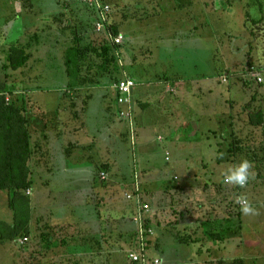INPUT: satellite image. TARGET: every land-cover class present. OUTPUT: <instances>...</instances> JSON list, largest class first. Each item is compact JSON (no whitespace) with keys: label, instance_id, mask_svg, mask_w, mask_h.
<instances>
[{"label":"rangeland","instance_id":"rangeland-1","mask_svg":"<svg viewBox=\"0 0 264 264\" xmlns=\"http://www.w3.org/2000/svg\"><path fill=\"white\" fill-rule=\"evenodd\" d=\"M175 1L178 0H173L172 2L164 1L163 5L166 12L156 11V13L154 12L156 16L150 15L148 18L142 19L141 21L138 19L132 23L120 26L121 33L126 35L125 43H123L124 60H122L121 56L120 64V71L122 72L121 77L123 78L127 75L135 79L138 83V89H143L145 86H148V90L154 91L149 85V80L152 78L151 75L155 73L162 75L165 70H167L169 74L180 73L182 77L199 76V74H197L198 71H202L209 76L206 77L204 82H195L191 84L192 86L188 85L189 82L186 81L188 84L182 86V88L177 85L178 80H172L170 85L173 90H163V94L159 98L162 102L159 103H157L158 95L155 94V92H150L147 97V101L150 103V109L145 111L149 119L142 125H139L134 118L135 145L131 142V128L129 122L122 121L118 118L119 109L116 103L115 92L108 88V85L111 83H109L106 78L102 79L98 87L95 88V92L102 91L104 94H107V98L104 101L113 112L112 115L114 118H118L119 122L117 123H120L119 125L122 126V134H124V136L123 139L122 137L116 136H112V138L105 137V131L101 130L99 127L100 121L96 123V115L100 113V108L97 105V107L90 112V118L94 121V125L91 126L92 130L89 129L84 133L85 138L83 139H96V150H100V153L103 154L105 158H108L105 150L111 148L112 143V159L117 155L120 161L125 162L121 163L122 171L129 174V176H116L115 178H109V180L111 179L113 183L114 181L120 182L119 185L128 182V185L134 184L135 186V184L138 183L140 186V193L144 196V201L149 203L151 207V211L147 214L148 217H154L153 221L151 219V223L155 222L158 218L163 220L165 217L167 221L172 220L173 217L176 219L180 218L179 212L175 215L173 214L174 208L182 210L180 206L178 207L173 204L172 198L175 195L174 190L180 186L178 185L179 182L183 183L187 175L196 170L187 172L188 169L186 165H190V169H194L195 167L203 168L205 165L204 168L215 171L214 175L210 178L213 181L209 179L206 183L200 181L197 184L201 188L202 185L206 184L208 188L213 189L208 193V199L211 200H213L212 197L221 195L220 199L222 201L225 199L224 202L233 203L236 197L242 193L248 196L259 214L242 215L243 244H241V247H238V255H242L241 258H243L244 264H264V168L262 170L263 176H259V169L257 167L259 161L264 164V123L259 126L256 123H251L249 119L250 113L262 110L264 114V86L260 87L259 83L253 80L251 82V79L248 80L250 78L248 74L243 73V71L237 72L238 70L235 69V64H241L238 62L240 58L236 55L238 49L237 45L242 41L241 37H244L243 39L248 46L253 38L247 33L248 26L251 27V23L248 22L246 18L245 6L248 5L250 12H253L252 15L258 18L260 17L258 13L260 11L257 10L259 1H261V4H264V0L205 1L204 5H209V7L206 6L207 13L205 17L206 24L208 23V25L205 26L204 33L202 34L205 40H200L199 38L187 39L189 36L182 35V40H187L184 43L182 52L189 53L192 51L191 48L194 49V45H200L199 47L205 49L204 55L206 59H208L206 61L207 64L196 68L194 64H190L189 60L190 58L192 59L190 56L187 57V59L172 57L169 63H166L167 69L160 66H156L155 69H152L151 62H154L157 57H161V54L159 55L158 50H156V42L153 38H150L153 36L152 32L155 33V31H159L158 25L162 23V25L165 24L168 27H173L178 23H184V25L189 26L191 24V19H188L189 17L186 15V10L182 8L176 10L170 9ZM0 3L4 5L7 4L6 1ZM45 3V1L40 2L42 5H45ZM118 12H116V16L121 18V13L118 14ZM0 13L4 14V16L0 17L1 47L19 37V33L13 30L11 31L12 26L10 30L7 25L4 26V24L7 23L6 16L12 15L14 12L7 10L5 7H0ZM90 13L89 10H84L82 13L85 22L88 20V24L87 22L85 23V28L91 30L89 35L93 40H101L99 37L105 38L106 35L92 34L93 29L91 25L94 27L95 17L93 13H91V15ZM149 14H152V12ZM24 20L25 17L21 13L16 18L14 26H22ZM67 21L69 22V25L66 27V29H68V32H66L68 36L67 39L63 40L65 46L74 44L77 37L76 28L79 24V20L73 16H68ZM141 25L144 26V30H146L145 28H150V32H148L150 36L149 38H143L144 40L141 36L145 34L144 32L146 31L139 30L136 32ZM2 27L4 29L3 32H1ZM184 31H186L185 34H189L190 29L185 28ZM44 32L45 31L40 32L39 35ZM22 33L24 32L22 31ZM254 46H257V53L260 55L261 59L264 60V43L254 41ZM177 51L180 52V49ZM3 52V50H0V92L3 91L5 94H9L5 96V102L7 104L18 106L17 103L21 101V97L18 98L14 95L17 94L15 90L19 87L28 88L30 87L29 85H32L36 90L49 92L44 94V97L50 98L49 105L51 107L58 91L62 93L65 89L68 91V85L66 86L67 82L65 81V68L62 63V54H60V50L57 48L51 49L52 54H44L46 57L43 58V56L41 60L37 61L36 67L41 72L40 76H38L39 78L29 82V85L23 86L21 82L12 80L11 73H6V71L12 72V70L10 68H4L6 57H4ZM214 53H217V55H214ZM135 58L138 59L137 63H135ZM140 69H144L145 71L143 77L137 74ZM229 70L236 72L235 76L230 73ZM223 76H227L228 78L225 83L221 79ZM139 81L144 83V86L141 88L140 86L143 84H140ZM135 97L139 98L138 93H136ZM253 97L255 100H253ZM6 98L10 100L6 101ZM34 99H37V97ZM155 102L157 104H155ZM75 103L80 112L79 119H74L73 110L70 108L71 100L67 99L62 104L57 119L54 121L51 118L52 120L49 121L48 126L50 130L47 131L51 133L54 139L59 138L58 134L61 131L74 130L75 128H80L79 126H83V123L81 124L83 97H77ZM157 107H160V109ZM154 117L170 118L172 128L169 126L162 127L157 120H152ZM257 120L252 122H256ZM93 130L94 134L89 137L88 134L93 133ZM210 130H216L217 133L220 132L219 134L221 135H219L217 140L213 141V143L218 146L219 158H216L218 154L215 148H212L209 146V143L206 142V139L208 140L206 135H208V137L212 136ZM139 132L142 133V137L139 136ZM237 138L242 141L241 145L243 151L236 156L233 155L229 149L232 147V142ZM218 142H220V144H218ZM141 144L144 146L143 149L145 152L143 153L139 149ZM67 148L68 146L65 147V150ZM148 149H150V151H147ZM63 152L64 149H60L55 155L54 167L56 175H50L42 171L38 176H32L33 183L29 188L32 193L30 196L26 195L25 189L21 190L22 196L17 198L13 190L9 188H0V264H42L45 263L48 257L43 255L39 257L37 254L39 251L33 248L38 247L40 251L42 250L45 252L48 250L59 251L61 249L60 242L57 241L58 239H54V245L51 246H47L45 243L40 246L37 242L40 241L39 234L41 232L40 228L44 223L42 220L44 216L38 217L36 215L43 214L46 209L53 211L52 217L54 219L71 216L73 219H66L75 221V217L80 215L79 218H81V216L87 218L91 217L90 221H92L95 217L93 216L96 215L93 205L90 204L89 207L79 205L81 200L76 202L72 196H69L68 192L70 188L73 190L75 189L76 191L74 190L72 192L77 193L78 198L82 197L87 201L88 196L94 192L92 191V174L83 170L78 171V173H76V171L65 172L66 169L77 165L81 159H85L88 152L79 151L75 154V157L71 159H67ZM188 153H191L195 158L202 156L204 159H187ZM95 154L97 155L96 151ZM242 158H246L253 163L252 172L255 179L250 180L246 188L225 184V171L228 167L239 163ZM147 159L151 160L159 171L161 170V175L148 176L145 171H141V173L139 171L138 177L135 178L134 175L131 176V172L134 168L140 170V165ZM64 165H67V168H65ZM4 168L5 166L0 167L1 173L4 172ZM58 169L60 170L58 171ZM198 179L200 180L201 177H197V180ZM102 181L108 183V180ZM121 191L122 190L119 188L118 194H120ZM130 191L135 192V187L134 190L131 189ZM96 195L99 196L97 191L95 196ZM92 197L93 196H91V198ZM16 198L17 200H15ZM120 199L122 200V198ZM33 200L35 206L32 205ZM94 203L95 202H93V204ZM154 203L156 204L155 208L157 211L152 209V204ZM183 206L184 208L186 207V205ZM65 208H68V210L69 208H73L76 210L77 214L73 211L71 212V210L68 212ZM40 218L41 225L37 223V220ZM21 221H25L26 225H30L31 228L28 227L27 230L19 229L17 232H13L11 229L12 226H14V224H21ZM6 224H11V228H7ZM154 226L155 224L150 227L153 231L156 227ZM79 230L81 229H78L77 232L76 229L74 233L79 237H84L83 242L79 241L84 246V253L91 254L94 252V249L97 248L98 243L94 238L88 241L87 236L91 238V232L84 233L83 231L79 232ZM91 230L93 232L92 227ZM132 234H134V232H132ZM64 235H62V237H64ZM117 235H119L118 232ZM60 237L61 235L56 236V238ZM148 237L146 254L150 259L149 264H152L151 259L160 254L158 250H153V246L151 247L153 239L150 237L148 240ZM24 238H28V241L21 243ZM128 239H132V236L130 237V235H128ZM169 240L170 245L168 248L171 249L174 241H171V239ZM85 241L86 245L84 244ZM124 242L125 241L121 239V241H117L116 244L119 243L122 247ZM126 242L129 246L128 241ZM129 243L132 246L134 241L129 240ZM140 243V238H137V249L135 250H138ZM131 246H129V248L126 247V249L132 250L134 247ZM33 250L35 251L33 252Z\"/></svg>","mask_w":264,"mask_h":264},{"label":"crops","instance_id":"crops-1","mask_svg":"<svg viewBox=\"0 0 264 264\" xmlns=\"http://www.w3.org/2000/svg\"><path fill=\"white\" fill-rule=\"evenodd\" d=\"M2 1H6L7 4L4 5L0 3V7H5L7 10L14 12L12 15L6 16L7 23H5L4 26L7 25V27H9V30L12 26L11 31L13 30L16 33H19V37L10 41L8 44L1 46L0 50L4 51L3 55L4 57H6L7 51L10 46L15 45L16 43L19 47H24L27 52L31 54V59L29 60L27 67L17 69L15 71L12 70V72L6 71V73L12 74L11 78L13 81L22 82V86L29 85V82L33 81L36 78H39L38 76H40L41 72L36 67V65L37 61L41 60L44 54H52L51 49L55 48L60 50V54H63L64 49L70 46H65L63 42V40L67 39L68 36V34L66 33L68 32V29H66V27L69 25L67 17L73 16L78 20H84V16L82 14L84 10H89V12L93 13V11L87 8V6L79 0H0V2ZM42 1L46 2L45 5L40 4V2ZM107 1L118 2V4L122 5L130 3L132 8L144 9V11L147 13L152 12V14L150 15L154 16H156V11L166 12L163 5L165 0ZM166 1L172 2L173 0ZM178 1L173 2L174 4L170 9L176 10L178 8H182L183 10H186V15L187 17H189L188 19H191V24L189 26L184 25V23H178L180 25L175 24V26L173 27H168L165 24L162 25V23L158 25L159 31H155V33L152 32L153 36H151L150 38H153V40L156 42V50H158L159 55L161 54V57H157L154 62H151L152 69H155L156 66L167 69L168 67L166 66V63H169L172 57L187 59V57L190 56L192 57V59L190 58L189 62L190 64H194L196 68L207 64L206 61L208 59H206L204 55L205 49L199 47L200 45H194V49L191 48L192 51L189 53L182 52L184 43L187 41L182 40V35L189 36L187 37V39L199 38L200 40H205L202 34L204 33L205 26L208 25V23L206 24L205 21L207 13L206 6L208 5H204V2L209 0ZM21 13L25 17V20L23 21L24 24L20 27H16L14 26V22ZM1 16H4V14L0 13V17ZM132 22L134 21H129L128 24ZM3 27L1 28V32H3L4 30ZM185 28L190 29L189 34H185ZM145 29L146 30H144V26L141 25V27L136 31H146L144 32L145 34L141 36L142 39L146 37L149 38L150 36V33H148L150 32V28ZM22 31L24 33H22ZM43 31L45 32L39 35V33ZM123 35L125 36L126 40V35ZM123 47L124 45L120 48V56H122V60H124ZM237 47L238 49L236 51V55L240 59H245L246 45L244 44V42H240ZM43 49L46 51H44ZM179 49L180 52L177 51ZM214 55H217V53H214ZM45 57L46 56H44L43 58ZM137 62L138 59L135 58V63ZM137 74L143 77L145 74L144 69H140ZM197 74H199V76L193 75L191 77H182V74L180 73L169 74L168 71L165 70L162 75L156 73L151 75L152 78L149 80V85L154 89V91L148 90V86H145V88L143 89H138V87L136 86L133 90L135 121L139 125H142L146 122V120L149 119L146 116L145 111L150 109V103L147 101V97L150 92H155V94L158 95L157 103L162 102L159 98L163 94V90H173L170 85V82L172 80H178L177 85L182 88V86L188 84L186 81L189 82L188 85L192 86L191 84H194L195 82H204V80H206V77L209 76L202 71H198ZM65 81L68 84L67 75ZM139 82L140 84H143L140 86V88L143 87L144 83L141 81ZM111 85L112 83L108 85V88L111 89ZM29 86L30 87L28 88H16L15 91L17 94L14 96H17L18 98L21 97V101L17 103V107L24 109V113L29 122V130L32 136L31 148L33 150L32 157L29 160V169L32 173V176H38V174L42 173V171H45L50 175H54V159L57 151L60 149H64L63 154L67 159L75 157V154H77L79 151H87L88 154L85 159H81L77 165L66 169L65 172L76 171V173H78V171L83 170L92 174V191L94 192L90 196H88L87 201L82 197L78 198L77 193L72 192L75 189L73 190L72 188H70L68 190L69 196H72L76 202H78V200H81V203L79 205L89 207L91 204L95 209L96 215H93L95 217L92 219V221H90L91 217L87 218L85 216H81V218H79V214V216L75 217L74 219L76 222L78 221L82 223L81 225L83 227H87L89 231L92 227L93 232L92 230L90 232L92 233V237L94 238V240L98 243L97 248L94 249V252H92L90 264H135L131 262L128 257L129 252L133 250H127L126 247L129 248V240L132 241L131 239H128V235H130L131 237L132 232H136L138 229V225L131 218L137 210V203L135 200H128L125 197L126 193L133 192L130 190H134L135 186L134 184L128 185V182L126 184L121 183L119 185L120 182L114 181L113 183L111 182V179L109 180V178H115L116 176H129V174L122 171L121 163L125 162L120 161L119 158H117V155L112 159V143L111 148L105 150L106 155L108 156V158H105V156L100 153V150H96V139H83L85 138L84 133H86L89 129L92 130L91 126L94 125V121L90 118V112L92 109L97 107V105L100 108V113L99 115L98 113L96 115V123L100 121L99 127L101 130L105 131V137L112 138V136H116L122 137L123 139L124 134H122V126L119 125L120 123H117L119 122V120L118 118H114V116L112 115L113 112L109 108L108 104L104 101L107 98V94H104V92L102 91L95 92L96 89H92L90 91L92 94V98L88 102L87 111L82 114L81 117V124L83 123V126H79L80 128H75L74 130L61 131L58 134L59 138L54 139L53 136H51V133L48 132L50 130L48 123L52 119L54 121L57 119L61 111L62 104L65 102V100L69 99V96L65 93H69L71 94V96H76V93L83 92H68L66 89L63 90V93L61 91H58L55 96V100H53L54 103L51 107L49 105L50 98L44 97V94L49 92L36 90L34 86ZM136 93H138L139 98L135 97ZM7 95L9 94L6 93L5 96ZM35 97H37V99H34ZM9 100V98H6V101ZM157 103L155 102V104ZM157 108L160 109V107ZM152 120H157V122L160 123L162 127L169 126L170 128H172L170 123L171 120L168 117H154ZM92 134H94V130L93 133L88 134V136L91 137ZM141 135L142 133H140L139 136ZM67 146L68 148L65 150V147ZM105 147L107 148L106 145ZM143 148L144 146L143 144H141V147L139 149L142 153L145 152ZM95 151L97 152V155L95 154ZM147 151H150V149H148ZM188 158H190L191 160L204 159L202 156L195 158L191 155V153H188L187 159ZM186 166V168L188 169L187 172L193 171L195 169L196 170L194 172H190L184 182L174 190L175 195L172 198L173 204L177 205L178 207L180 206L182 210L174 208L175 210H173V214L175 215L177 212H179L180 218L176 219L175 217H173L172 220L167 221L164 217L163 220H160V218H158L155 222H152L156 227L154 226L155 229L153 231V235L147 237L148 240L150 239V237L151 239H153L151 247L153 246V250H158L160 255L154 256L151 260L153 261L154 259H158L160 260V264H244L243 258H241L242 255H238V247H241V244H243V213L239 208L240 205L235 203V201H233V203L224 202L225 199L224 201H222L220 199L221 195L212 197L213 200L208 199V193L213 189L208 188V185L206 184L202 185L201 188L197 183H199L200 181H203L204 183L208 182L211 176L214 175L215 171L204 167H195L194 169H190V165ZM64 167L67 168V165H64ZM140 167V170L134 168V170L131 172V176L134 175L135 178L138 177L139 171L140 173L141 171H145L148 176L161 175V170L159 171V169L156 168L149 159L144 161V163L140 165ZM59 170L60 169H58V171ZM100 173L106 174V180H108V183L102 181L99 178ZM197 177H201V179L197 180ZM119 188L122 190L120 194H118ZM96 191L99 194V196L96 195L97 197L95 196ZM31 194L32 193L30 189H28L26 191V195L30 196ZM91 196H93L92 198L94 199H92ZM141 196L143 202H145L142 193ZM120 198H122V200ZM93 202L95 203L93 204ZM32 205L35 206L34 200ZM183 205H186V207L184 208ZM155 207L156 204H152V209H154V211H157ZM65 210H67L68 212L69 210H71V212L73 211L77 214L76 210L73 208H69V210L68 208H65ZM184 211L186 213H184ZM52 213L53 211L46 209L43 214L36 215L38 217L44 216L42 218V220L44 221V223L42 224L43 228L47 224L73 222L67 220L69 218L73 219L71 216L54 219L52 217ZM147 214L148 213H146L145 216L150 220V226H153V224L151 223V219L153 221L154 217H148ZM40 220L41 218L37 220V223L39 225H41ZM6 226L7 228H11V224H6ZM28 227L31 228L30 225H28ZM42 227L40 229H43ZM117 232L119 233V235H117ZM185 238L188 239L189 243H185L183 241ZM121 239L122 241H125V245L123 244L122 247L119 245V243L116 244V242L121 241ZM169 239H171V241H174V243H172L173 246L171 249L168 248V246L170 245ZM126 241H128L129 246L127 245ZM33 249L39 251V253H37L39 257L41 255L48 257L45 263L42 264H71L59 262L60 260H58L56 257L63 256L67 258L71 255H83L85 252L84 246L80 241H76L75 247L74 249L72 248L71 251H69L68 249L67 251L48 250L45 252L42 250L40 251L38 247ZM35 250H33V252Z\"/></svg>","mask_w":264,"mask_h":264},{"label":"trees","instance_id":"trees-1","mask_svg":"<svg viewBox=\"0 0 264 264\" xmlns=\"http://www.w3.org/2000/svg\"><path fill=\"white\" fill-rule=\"evenodd\" d=\"M104 1L108 2L107 0ZM108 3L111 5L112 11L109 16L107 29L114 35L121 33V25H124L129 21L146 19L150 16V14L145 12L144 9L132 8L130 3H127L126 5L118 4V2ZM263 6L264 4H261V1H259V7L257 10L260 11L258 12L260 17L258 18H255V15H252L253 12H250L248 5L245 6L246 18L248 22L251 23V27L248 26L247 33L248 35L252 36L254 40L252 38L248 46L243 39L244 37H241L242 41L246 45V57L245 59H240L238 61L241 64H235V69L238 70L237 72L243 71V73L248 74L250 78L247 79H251V82L252 80L256 82V80H254V78L251 76L252 68L260 72L263 78V82L259 83L260 87L264 86V60H262L260 55H258L256 49L257 46H254V41L258 43H264ZM207 7H209V5ZM116 12H118V14L121 13V18L116 16ZM86 22L85 20H79V24L77 25L78 29L76 28L77 37L75 42L64 49L62 54V62L65 68V73L68 77V92H83L76 93V96H71V94L65 93L69 96V100H71L70 108L73 110L74 119L80 118V112L77 109V104L75 103V99L77 97H83L81 114H84L87 111L88 102L92 98L90 91L97 88L102 79L106 78L108 79V82L112 84L122 79L119 58L116 54V51L118 49L120 50L121 47H115L111 45L106 37H99L101 40H93V38H91L89 35L91 30H89V28H85ZM91 27L92 29L94 28L92 25ZM93 31L94 29L92 30V34L94 33ZM30 59L31 54L28 53L24 47H19L18 44L15 43V45L10 46L7 51L6 64L4 65V68H10L14 71L17 69H22L27 67ZM229 72L235 76L236 72H232V70H229ZM0 94V167L5 166L4 172H0V188H9L10 190H13L16 197L19 198L22 196L21 190L25 189L27 191L33 183L32 173L29 169V160L32 157L33 151L31 148L32 136L29 130V122L24 113V109L19 108L14 104H7L5 102V92L1 91ZM253 100H255L254 97ZM249 119L251 123H256L260 126L264 123V114L262 113V110L259 112L250 113ZM255 120L257 121L252 122ZM210 132L212 133V136L208 137V135H206V138H208V140L206 139V142L209 143V146L215 148V151H217L218 154L216 158H219V149L217 148L218 146L214 144L213 141L219 138L220 132L217 133L216 130H210ZM241 143L242 141L240 139H235L232 142V147L229 149V151L233 155L237 156V154H240L243 151ZM218 144H220V142H218ZM257 167L259 169V176H263V162L259 161L257 163ZM180 184L182 183L179 182L178 185ZM17 198L15 200H17ZM135 214L131 217L132 219L134 218ZM21 222V224H14V226H12L11 229L13 232H17L19 229L27 230L28 225H26V222ZM81 224L82 223L78 221H73L72 223L47 224L43 229H41L39 234L40 241L37 242L40 245L45 243L47 246H51L54 245V239H58L57 241L60 242V250H72V248L74 249L75 247L76 241H84L83 236L79 237L74 233L76 232V229L77 232L78 229H81L79 232L83 231L84 233H90V231L87 228H84ZM145 227H151L149 219L146 220ZM58 235H61V237L56 238ZM62 235H64V237H62ZM131 236V240L134 241V244L132 245L134 248L132 250H135L137 249V238L139 239L138 229ZM87 239L90 241L93 239V237L91 236V238H89L87 236ZM183 241L185 243H189L188 239L186 238ZM84 244L86 245V241ZM91 257L92 253H84L83 255L77 256L71 255L67 258L63 256H57L56 258L60 260L59 262L90 264Z\"/></svg>","mask_w":264,"mask_h":264},{"label":"built area","instance_id":"built-area-1","mask_svg":"<svg viewBox=\"0 0 264 264\" xmlns=\"http://www.w3.org/2000/svg\"><path fill=\"white\" fill-rule=\"evenodd\" d=\"M87 6L95 15L94 32L96 34L104 33L106 38L111 45L115 47H121L125 41V36L120 33L118 35L112 34L107 28L109 16L112 11L111 5L104 0H79ZM121 64V56L119 49L116 51ZM251 76L256 80L257 83L263 82L261 73L251 70ZM222 81L227 82V76H223ZM138 86L135 79L125 75L121 80L111 85V89L115 92L116 102L119 106L118 118L122 121L129 122L131 128V142L135 145V130H134V101H133V90ZM99 178L106 180L107 176L105 173H100ZM126 199L135 200L137 203V211L133 218L134 222L138 225V234L141 240L138 250L129 252V259L136 264H149L150 259L147 257V236L153 235V230L145 227L147 217L145 216L151 210L148 203H143L142 196L140 193V187L138 183L135 184V192L126 193ZM28 241V238H24L21 243ZM152 264H160V260L154 259Z\"/></svg>","mask_w":264,"mask_h":264},{"label":"clouds","instance_id":"clouds-1","mask_svg":"<svg viewBox=\"0 0 264 264\" xmlns=\"http://www.w3.org/2000/svg\"><path fill=\"white\" fill-rule=\"evenodd\" d=\"M253 163L242 158L239 163L227 168L224 173V183L232 186L246 188L249 181L255 179L252 172ZM235 203L240 205L241 212L244 215H258V210L254 207L252 201L246 194H240L236 197Z\"/></svg>","mask_w":264,"mask_h":264}]
</instances>
